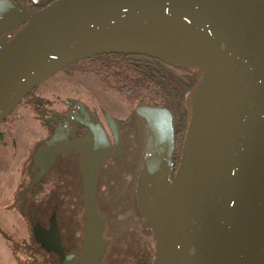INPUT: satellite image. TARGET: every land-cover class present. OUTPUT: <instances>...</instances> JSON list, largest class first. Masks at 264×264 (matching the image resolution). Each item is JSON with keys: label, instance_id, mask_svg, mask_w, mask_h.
I'll return each mask as SVG.
<instances>
[{"label": "water", "instance_id": "obj_1", "mask_svg": "<svg viewBox=\"0 0 264 264\" xmlns=\"http://www.w3.org/2000/svg\"><path fill=\"white\" fill-rule=\"evenodd\" d=\"M0 34V121L41 81L84 57L147 54L197 66L174 174L173 109L135 107L145 143L132 192L153 236L151 264H264V0H51L32 11L0 0ZM77 103L92 149L82 161L75 264H100L107 239L95 197L109 144L94 114ZM106 118L115 150L119 121ZM55 143L54 135L48 144Z\"/></svg>", "mask_w": 264, "mask_h": 264}, {"label": "rangeland", "instance_id": "obj_2", "mask_svg": "<svg viewBox=\"0 0 264 264\" xmlns=\"http://www.w3.org/2000/svg\"><path fill=\"white\" fill-rule=\"evenodd\" d=\"M112 62L115 61L106 62L102 59H97L79 61L70 66L62 67L41 81L35 87L34 93L45 98V108L49 107L51 102H55L51 104L52 107L63 106L58 98L74 97L95 108L99 115L102 114L101 108L105 109L108 114L115 117L118 121L119 119H129L131 113L135 112V107L140 103L138 101L141 97L144 98L145 102L160 98L161 93L164 91L162 87L150 83V79L147 76H144L130 65ZM184 68L183 74L192 81L194 86L200 77L201 70L197 66L192 65H187ZM119 78L120 80L121 78L126 79V83L136 87L137 92L142 93L141 96L127 94L120 90L119 85L122 82ZM169 79L174 84L181 86L174 78L169 76ZM189 92H185L187 96ZM34 105L29 100L23 99L12 109L9 117V119L15 118L12 135L16 138L17 146L20 144L25 147L21 148L19 146L18 154L25 152L28 146L26 140H29L31 133L33 137L43 133L40 125L41 119L40 116H37L36 109H33ZM164 105L173 109L170 104ZM133 124L135 125L129 119L125 122L123 128V133L125 136L127 135L126 137L129 136L130 142L128 146L124 147L126 151L127 148L130 149L129 158L122 162L125 166L121 169L120 162H117V164L119 163V168L113 167L109 171V177L106 176L105 178L107 183L101 184L98 187V191L96 187L95 199L97 208L106 219L101 236L107 239V242L100 264H133L134 254L140 241L144 239L149 242L150 249H154L153 236L140 218L141 214H139L137 204H135L137 203L135 194L132 192L134 188L136 189L137 161L139 158L141 160L145 143V137L140 141L132 138L133 129L131 126ZM1 127L3 128L0 124ZM49 139H47V142ZM20 150L22 151L20 152ZM8 152L10 153V150ZM17 160H19L17 157L13 160L8 158V167L14 165L13 171L7 168L4 174L0 168V208L3 209H0V221L2 222L6 218V224L1 227L4 230V235L0 234V264H51L53 259L51 260L47 254L37 251L31 252L34 254H30L28 251L30 255H33L30 257L26 252L21 251L16 245L20 244L24 233L20 232L19 227L17 228L19 231L16 232V230L13 231V228L8 226L9 218H13L19 213L14 205V193L17 190L16 184L19 180L23 183L28 178L24 175L20 179L23 160L19 164ZM66 177L67 173H63L57 178L48 179L43 189L34 195V203H38L42 199L43 205H45L48 202L47 199H50V204L54 203L60 211V215H63L60 222L64 237L66 238L71 233L69 228H77L73 235H75L74 237L81 235V237L79 236L80 240L83 237L84 199L77 197L79 192L72 195L68 192L71 187L61 181L62 178L67 179ZM5 193H7L6 197L3 195ZM66 198L69 199L66 200Z\"/></svg>", "mask_w": 264, "mask_h": 264}, {"label": "flooded vegetation", "instance_id": "obj_3", "mask_svg": "<svg viewBox=\"0 0 264 264\" xmlns=\"http://www.w3.org/2000/svg\"><path fill=\"white\" fill-rule=\"evenodd\" d=\"M12 1L18 8H24L25 10L32 11L43 7L51 0ZM22 24L23 23H20L17 26L11 28L9 31H7V33L10 34L11 32H14ZM170 67L173 66L170 65ZM179 69L181 71V75L184 77V81L181 79L179 80L170 74H166V76L171 85L177 86L176 88L186 92L188 89H190V86L187 85V82L191 80L187 79L183 74V70H185V68ZM169 76L174 78L181 86L174 84L169 79ZM35 87L31 89L21 100H29L35 104L33 109H36L38 113L37 116H40V125L42 126L43 133L37 137H33L32 133L30 134L31 137L28 141L26 140L28 146L24 153L18 154L17 151L20 149L19 146H21V148L24 146L20 144L17 146L16 138L12 135L14 132L13 129L15 118L9 119L11 112L2 121H0V124L3 126V128H0V151L2 150L0 152L1 171L4 174L6 173L5 170L7 168H9L10 171H13L14 165L8 167L7 161L8 158L13 160L15 157H17L19 159L17 160L18 164L23 160V168L20 179H22V176L24 175L28 177L23 183H21L19 180V182L16 184L17 190L14 193V205L16 206V209L19 213L18 215L13 216V218H9L8 221L10 222L8 226L13 228V231L16 230V232L19 231L17 230L19 227L20 232L24 233L19 244L20 246H16L20 248L21 251L26 252L30 257L33 256L30 254H34L31 252L37 251L47 254L51 260L53 259L54 261L52 260L51 264H61V257L65 258V260L71 259V264H75V259L79 254L82 240H79L81 235H77V237H74L75 235H73L77 228H69L71 233H69L65 238L63 235L62 224L60 222V219L63 218V215H60V211L58 208H56V205H54V203L50 204V199H47L48 202L45 205H43L42 199L38 203H34V195L43 189V186L48 179H52L53 177L57 178V176L67 173V179L62 178L61 180L62 183L64 182L66 185L68 184L67 186L71 187V189L66 190H68L71 195L73 193L79 192L77 197L80 199L83 198L82 161L84 153L87 149L86 147L90 146V151L92 149V131L87 126L77 121L80 116L85 115V112L79 108L77 103L81 100L74 97L58 98L63 106H58L55 108L51 106V104H54L55 102H51L49 107L45 108V98L34 93ZM85 105L92 112V114H94L97 122L104 131L106 140L109 144L108 151L104 149L101 151V153L104 155V159L103 163L99 166L97 174L98 191V187L101 184L107 183L105 178L106 176L109 177V171L113 167H116L117 169L119 168V163L117 164V162H120V168L122 169V167L125 166V164L123 165L122 162L129 158L130 149L127 148V151L124 149L126 145L128 146V144H130L128 138L129 136L126 137L127 135L125 136L123 133L125 122L130 119L131 123H135V125L133 124L131 126L133 129V134H131L130 131L133 139L135 138L139 141L143 139L145 137V130L143 121L136 112H134L135 114L131 113L129 119H119V147L113 150L115 140L111 127L106 118L107 112L105 109L101 108L102 114L99 115L95 108L90 107L87 103H85ZM132 119L133 121H131ZM7 135L9 136L7 137ZM54 135L55 138L60 140V144H58L59 146H56V143L53 146H50L47 142V139ZM8 150H10V153ZM21 151L22 150H20V152ZM52 152L54 155L51 159ZM93 156L96 157L95 155ZM29 161L30 163H28ZM95 164L96 161L94 160L93 165ZM3 195L6 197L7 193ZM67 199L69 198H66V200ZM3 220L2 222L0 221V234H2V236L4 235V230L1 227H4L3 225L6 224V218ZM36 227L42 232V237L39 236V230L36 229Z\"/></svg>", "mask_w": 264, "mask_h": 264}, {"label": "trees", "instance_id": "obj_4", "mask_svg": "<svg viewBox=\"0 0 264 264\" xmlns=\"http://www.w3.org/2000/svg\"><path fill=\"white\" fill-rule=\"evenodd\" d=\"M102 59L106 62L115 61L130 65L138 72H141L144 76H147L150 80L149 82L157 84L159 87L163 88V92L159 99L150 100V102H145L144 98L141 97L138 102L154 105H164L170 104L175 113V136H174V150L172 154L173 162V174L178 166L181 148L183 140L185 137V132L187 129L189 121V100L185 92L181 91L177 86L171 85L166 74H170L177 79L184 81V77L181 75L179 68H184L185 66L173 64L165 59L153 57L147 54H127V53H104L92 55L89 57H84L79 60L73 61L66 66H70L79 61H92ZM172 65L173 67H170ZM177 68H175V67ZM65 67V66H64ZM120 80V78H119ZM122 84L119 85V89L125 93L134 94L136 96H141V92H137L136 87L131 86L126 83V79L120 80ZM188 86H193L192 81L187 82ZM156 91V90H155ZM189 91V89H188ZM137 92V93H136ZM135 203V201H133ZM143 224L146 226L142 217L140 216ZM106 223V219H105ZM142 224V225H143ZM143 225V226H144ZM147 227V226H146ZM148 229V228H147ZM153 249H150L149 242L144 239L140 241L138 249L136 250L133 258V264H151L152 262Z\"/></svg>", "mask_w": 264, "mask_h": 264}]
</instances>
